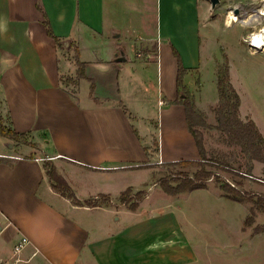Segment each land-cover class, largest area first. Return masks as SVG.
Segmentation results:
<instances>
[{
  "label": "crops",
  "instance_id": "1",
  "mask_svg": "<svg viewBox=\"0 0 264 264\" xmlns=\"http://www.w3.org/2000/svg\"><path fill=\"white\" fill-rule=\"evenodd\" d=\"M96 1L91 13L94 0H0V122L25 134L0 132V264H183L196 255L177 211L144 205L151 180L136 209L121 194L140 185L119 186L117 197L109 185L125 169L154 173L155 163L200 156L185 106L175 102L179 59L196 103L217 102L221 18L211 0H179L177 12L174 0L164 9L158 0L155 19L148 0H130L129 12ZM178 12L189 15L187 26L174 20ZM204 62L216 77L212 102L196 94L199 79L187 83ZM46 159L80 199L109 201L77 204L58 192Z\"/></svg>",
  "mask_w": 264,
  "mask_h": 264
},
{
  "label": "rangeland",
  "instance_id": "2",
  "mask_svg": "<svg viewBox=\"0 0 264 264\" xmlns=\"http://www.w3.org/2000/svg\"><path fill=\"white\" fill-rule=\"evenodd\" d=\"M108 1L112 7L119 8V5H122L126 6L127 12L130 10V0ZM94 2L95 6L89 3L91 13L94 8L99 9L97 1ZM148 2V18L155 19L158 0ZM174 3L175 12L181 10L180 6L178 7L181 1L174 0ZM162 4L164 9L165 0H162ZM182 4L184 5V2ZM237 6L240 8L239 14L233 10ZM263 7V0H221L216 5L214 14L221 18L218 28L215 29L223 46V57L218 63V69L229 62L231 81L241 95V117L244 120L254 119L264 132V14H260L257 21L248 20ZM174 15L175 21L179 20L182 26H187L186 19L189 15L181 12ZM228 19L229 26L226 25ZM137 52L144 55L143 49ZM131 55L135 57L134 51H131ZM206 65L204 62L203 71L196 77L192 73L189 74L187 83L193 86L199 79L200 89L196 94L212 102L210 100L215 98L216 77ZM190 96L204 120L201 124H195V127L203 135L209 158L208 162H204V166L213 172L206 179V186L177 194L167 193L161 186L162 179L176 184L184 175L197 172L201 165L166 161L155 163L154 173L145 169L146 167L115 173L109 185L111 196L117 197V189L123 184L140 185L137 188L131 187L124 195L129 205L137 200L136 193L140 189H144L147 194L149 185L142 184L151 180L149 183L156 188L150 191L144 205L152 211L159 208L177 211L182 226L196 247V255L191 262L183 264H264V162L252 160L241 145L231 143L227 133L216 127L217 119L213 107L219 100L212 104L196 103L193 95ZM157 145L155 142V146ZM218 162H222L221 165ZM78 181H81V178ZM222 182L234 186L246 199L228 197L220 187ZM94 199L99 203L109 201V197L104 194ZM140 201L138 199L139 203ZM248 219L252 221L251 224L247 223Z\"/></svg>",
  "mask_w": 264,
  "mask_h": 264
},
{
  "label": "trees",
  "instance_id": "3",
  "mask_svg": "<svg viewBox=\"0 0 264 264\" xmlns=\"http://www.w3.org/2000/svg\"><path fill=\"white\" fill-rule=\"evenodd\" d=\"M45 24L48 34L58 41V36L55 34L52 24L47 16ZM175 53L178 55L176 51ZM76 57L79 64L78 76L81 78L85 76V63L79 59V50L76 51ZM185 73L186 68L184 67L181 59H179V70L177 75L178 98L175 102L182 103L185 106L189 129L195 138L201 159H180L170 162H179L183 164L199 163L201 168L193 175H184L179 181H177L176 184H172L169 181L162 179L161 186L164 191L169 194H177L187 190L205 187L206 179H208L213 173L204 166V162H208L209 158L203 135L195 127V124H201L204 120L201 113L195 108L194 101L190 96L191 92L189 87L184 83ZM68 81H71V78H69ZM218 91L219 101L213 107L217 119L216 127L227 133L231 143L241 145L243 151L249 154L252 160L256 159L264 162V132L261 131L254 119L249 118L244 120L241 117V95L231 81L229 62L226 64L224 63V65H221L218 69ZM0 132L13 138L25 136L24 133L17 132L12 128H7L3 122H0ZM218 163L221 165L222 162ZM45 168L48 176L53 181L54 188L58 192L69 197L77 204H99V202L94 198L84 200L80 199L72 189L68 180L61 173H59L54 162L46 161ZM220 187L226 192L228 197L246 199L245 195L241 194L238 189L234 188V186H231L227 182H222ZM128 190H131V187L126 188L121 194V200L125 203L128 201H126L124 195ZM136 194L138 195L137 200L129 204V207L132 209H136L138 207V199L141 200L146 195V191L144 189H140ZM247 223L251 224L252 221L248 219Z\"/></svg>",
  "mask_w": 264,
  "mask_h": 264
},
{
  "label": "water",
  "instance_id": "4",
  "mask_svg": "<svg viewBox=\"0 0 264 264\" xmlns=\"http://www.w3.org/2000/svg\"><path fill=\"white\" fill-rule=\"evenodd\" d=\"M221 0H211L212 6L216 7V5L220 2ZM233 10L239 14L240 13V8L237 6L235 8H233ZM125 54L124 50H121V56H119L118 59L122 60V59H126L123 55Z\"/></svg>",
  "mask_w": 264,
  "mask_h": 264
},
{
  "label": "bare ground",
  "instance_id": "5",
  "mask_svg": "<svg viewBox=\"0 0 264 264\" xmlns=\"http://www.w3.org/2000/svg\"><path fill=\"white\" fill-rule=\"evenodd\" d=\"M264 1V0H263ZM234 13V15H236V16H238L235 12H233ZM260 14H264V7L263 8H261V10H259L258 12H257V14L255 13V15H253L251 18H249L248 20H249V22H251V21H257L258 20V16L260 15ZM263 16V15H262ZM233 17V16H232ZM234 18H235V16H234ZM239 18V17H238ZM262 41H263V47H264V38L262 39Z\"/></svg>",
  "mask_w": 264,
  "mask_h": 264
},
{
  "label": "built area",
  "instance_id": "6",
  "mask_svg": "<svg viewBox=\"0 0 264 264\" xmlns=\"http://www.w3.org/2000/svg\"><path fill=\"white\" fill-rule=\"evenodd\" d=\"M250 37V36H249ZM250 42V38L248 39ZM251 44V43H250ZM28 241V238L26 236L22 237V239L17 243L15 249L20 250L25 245V243Z\"/></svg>",
  "mask_w": 264,
  "mask_h": 264
}]
</instances>
